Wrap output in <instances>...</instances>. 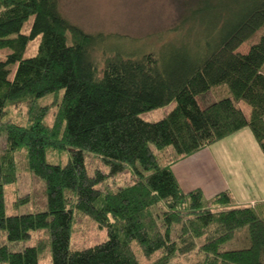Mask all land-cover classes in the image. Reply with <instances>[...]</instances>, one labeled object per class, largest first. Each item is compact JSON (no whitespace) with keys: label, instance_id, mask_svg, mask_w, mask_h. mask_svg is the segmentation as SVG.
Segmentation results:
<instances>
[{"label":"trees","instance_id":"16d2710c","mask_svg":"<svg viewBox=\"0 0 264 264\" xmlns=\"http://www.w3.org/2000/svg\"><path fill=\"white\" fill-rule=\"evenodd\" d=\"M192 4L189 15L218 9L192 53L170 44L162 52L166 44L157 54L135 56L67 21L57 0H0V49L7 48L0 59V264H38L45 251L49 264H139L135 248L164 264L197 239L203 253L193 264H264V200L238 206L225 189L210 197L199 188L182 191L169 168L242 127L264 156V0ZM36 35L35 52L23 57ZM251 37L244 52L236 51ZM93 46L109 50L100 67ZM212 87L224 95L199 103L198 95ZM239 100L248 105L247 116ZM20 101L27 102L25 121H3L6 107ZM172 101L155 120L139 116ZM52 149L68 150L63 164L46 160ZM18 151L41 181L43 205L6 213L3 191L15 182ZM85 154L101 166L88 172ZM125 168L130 183L99 188ZM76 213L105 237L72 247ZM239 227H246L245 246L217 248ZM34 231L41 237L26 243Z\"/></svg>","mask_w":264,"mask_h":264},{"label":"rangeland","instance_id":"374dc122","mask_svg":"<svg viewBox=\"0 0 264 264\" xmlns=\"http://www.w3.org/2000/svg\"><path fill=\"white\" fill-rule=\"evenodd\" d=\"M58 10L69 22H72L86 33H99L103 35L106 45H115L121 54L140 55L144 52L158 53L159 49L169 44L182 47L192 53L195 45L198 44L200 36L210 30L211 23L218 9L203 10L189 15L188 9L193 5V0H57ZM29 20L25 21L21 27L24 32L28 29ZM39 35L29 40L25 45L23 57L32 55L36 49ZM241 42L235 48L236 51L244 52L248 43ZM7 52V48L0 49V59ZM109 50L100 46H93L90 55L96 65L100 67L101 61ZM13 66H10L11 70ZM12 71V70H11ZM10 71V73H11ZM209 88L204 94L198 95L199 103L205 104L211 100L224 95L221 89L216 91ZM221 92V93H220ZM48 100V99H47ZM236 104L241 107L244 115L248 114V105L242 100ZM173 101L161 107L153 108L139 113V116L146 120H155L172 108ZM27 102H16L15 105H8L5 109L3 121L23 123L25 121V109ZM52 107L50 108V110ZM50 113L46 116L49 123ZM3 133H0V148L3 145ZM151 146V145H150ZM154 150V149H153ZM155 151V150H154ZM67 149L46 151L45 157L49 162L63 164L67 158ZM15 159V182L4 188V204L6 213L39 209L43 205V191L40 180L33 177L26 169L25 158L22 151L14 154ZM84 164L88 172L101 166L98 158L91 154L84 155ZM130 168L122 169L119 173L109 176L98 184L104 190L114 189L117 185L128 184L131 181ZM24 199L20 205L18 203ZM70 236L72 247L78 248L88 246L91 243L100 241L105 237V233L98 230L92 220L76 213L73 216ZM41 233L34 231L31 238L25 240L26 243H33ZM201 239L195 241L194 247L190 251H174L164 264H193V261L200 259L202 251H199ZM247 243L246 227H239L234 230L230 239L218 245L217 248L243 247ZM186 245V244H185ZM139 264H152L156 255L143 257L135 248ZM38 264H49L48 253L43 252L39 257Z\"/></svg>","mask_w":264,"mask_h":264},{"label":"crops","instance_id":"0c3cea01","mask_svg":"<svg viewBox=\"0 0 264 264\" xmlns=\"http://www.w3.org/2000/svg\"><path fill=\"white\" fill-rule=\"evenodd\" d=\"M169 168L182 191L199 188L210 197L225 189L238 206L264 200V156L247 127L171 161Z\"/></svg>","mask_w":264,"mask_h":264}]
</instances>
